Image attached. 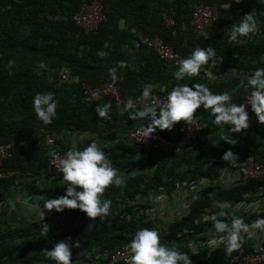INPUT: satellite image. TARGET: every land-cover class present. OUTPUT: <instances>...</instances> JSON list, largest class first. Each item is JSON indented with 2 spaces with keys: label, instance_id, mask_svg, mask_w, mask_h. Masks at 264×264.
<instances>
[{
  "label": "trees",
  "instance_id": "16d2710c",
  "mask_svg": "<svg viewBox=\"0 0 264 264\" xmlns=\"http://www.w3.org/2000/svg\"><path fill=\"white\" fill-rule=\"evenodd\" d=\"M89 1L0 0V144L15 143L10 159L0 167L1 172L11 173L10 177L0 179V201L4 204L11 192L19 188H25L42 200L65 194L62 174L56 173L49 164L45 145L48 135L56 137L58 149L66 152L69 147L62 134H91L105 142L102 150L118 171H124L133 163L134 151L125 142L128 130L146 127L147 119H129V112H121L124 106H117L113 100L85 99L83 84L100 86L113 82L127 98L141 96L146 83L155 86V95L165 97L177 83L189 86L201 83L214 93L231 90L233 102L240 103L244 91H249L241 86L244 75L264 68V0L233 2L228 10L222 7L227 0H104L101 26L86 31L77 26L72 17ZM201 3L214 7L222 15L207 37H196L190 27L192 6ZM252 12L257 13V35L250 34L242 44H230L226 31L243 15ZM167 17L173 19L172 26L167 24ZM132 29L152 38H162L182 58L197 47L212 46L216 50L215 65L212 67L213 62L209 61L204 68L214 72L218 79L209 81L202 70L198 76L176 81L174 72L178 68L170 67L146 46L136 44ZM100 51L107 55L99 56ZM10 60L14 61L12 65H9ZM120 61L126 62L127 67L119 68ZM41 63L44 67H40ZM114 67L117 68L116 81L109 75ZM64 70L78 77L80 82H59L58 75ZM233 70L236 76L231 79L221 76ZM161 88L166 90L161 92ZM45 91L52 92L58 103L57 115L47 126L37 120L32 107L34 95ZM105 103L111 104L110 120L98 118L95 112L97 105ZM248 112L249 129L233 134L228 126L214 125L208 111L198 109L194 116L202 118L206 130L215 131L211 140L184 141L177 132L181 123L170 131L157 130L176 141L179 151L159 154L152 148L139 147L141 152L152 154L157 164L151 171L129 176L122 187L109 186L105 190L102 199L112 201L110 215L92 219L79 212L70 219H45L48 234L41 231V219L18 227H3L0 230V264H52L41 255L42 251L51 250L56 243L69 238L72 242H80V248L72 249L73 264H99L101 256L128 244L135 231L145 227H159L162 243L188 253L193 264L222 262L233 252L213 251L204 246L192 250L198 243L214 238L211 222L196 221L214 205L244 203L249 201L245 195L253 196L264 189V181L247 184L240 179L227 184L219 179L223 168L231 167L235 169L233 174L238 173L239 168L232 159H223L226 151L264 161V125L258 123L250 108ZM221 131L231 133L236 144L219 140L221 137L216 132ZM114 136L119 137L118 141L111 140ZM258 137L260 142H257ZM203 178L209 180L206 182ZM41 179L50 180L54 185L38 186ZM183 181L195 186V190L182 216L171 223L169 220L166 227L161 215L144 212L151 205L144 203L142 198L151 194L169 198L174 192L178 196V191L182 190L179 183ZM252 196L250 199L254 198ZM160 200L168 201L165 197ZM156 202L162 201L157 199ZM234 215L251 224L258 217H264V212L250 217L242 213Z\"/></svg>",
  "mask_w": 264,
  "mask_h": 264
},
{
  "label": "clouds",
  "instance_id": "9594fccd",
  "mask_svg": "<svg viewBox=\"0 0 264 264\" xmlns=\"http://www.w3.org/2000/svg\"><path fill=\"white\" fill-rule=\"evenodd\" d=\"M233 2L239 4L241 0H227L222 4L223 9L232 8ZM257 13L252 12L243 15L237 23H233L226 31L227 40L230 44L239 45L244 42L250 34L257 31ZM107 47V45H105ZM99 56L104 57L107 53L100 51ZM216 50L212 46L207 48L197 47L186 58L179 60L178 69L174 72L176 81L198 76L204 70V76L209 81H215L218 77L212 71L204 68L212 61L215 64ZM14 61H9L12 65ZM40 67H44L41 63ZM119 68L127 67L124 61L118 62ZM232 72H235L233 70ZM109 75L113 81L117 80V68H111ZM222 76V75H221ZM241 86L248 89L247 104L233 102V92L226 90L219 93L212 92L206 84L195 83L192 86L186 83H177L166 98L161 100L154 94V85L146 83L142 86L140 99L142 107L135 108L132 101L125 103L121 112H129V119H147V126L143 129V136L149 139L157 130H172L177 124L184 122L191 126L194 113L198 109L208 111L213 117V124L223 128L229 127L233 134L242 133L250 127L248 108L254 113L260 125H264V68H256L249 74H245ZM166 89L161 88L164 92ZM32 107L37 120L44 125H51L57 115L58 103L52 92H38L32 98ZM111 104L97 105L95 112L98 118L110 120ZM219 140L229 145H235L233 135H222ZM244 140V138H243ZM260 142V138H257ZM79 143L73 142L72 146L59 158V171L62 174L64 189L66 192L56 198H46L43 209L39 208L40 219L43 221L41 231L48 234L49 226L44 223L45 212L55 210L63 213L66 209H79L89 218H105L110 215L112 201L102 199L109 186L122 187L125 179L118 174L113 166L112 160L95 140L87 143L81 150ZM56 156L53 151L50 153ZM236 154L229 150L223 155L225 161L234 159ZM220 209H226L227 203L218 205ZM224 211L212 215H203L197 223L211 222L214 238L211 243L224 245L227 253L239 249L244 240V234L253 236L257 231L264 232V217H258L251 224L246 223L243 217L232 215L230 219L225 217ZM80 248L79 240L72 242L61 240L51 250L44 249L43 257L52 264H73L72 249ZM128 256L126 264H193L190 255L170 247L161 241V234L155 227L140 228L135 231L131 241L127 244Z\"/></svg>",
  "mask_w": 264,
  "mask_h": 264
},
{
  "label": "built area",
  "instance_id": "2783aa9c",
  "mask_svg": "<svg viewBox=\"0 0 264 264\" xmlns=\"http://www.w3.org/2000/svg\"><path fill=\"white\" fill-rule=\"evenodd\" d=\"M104 0H90L88 3L84 4L79 11H77L72 19L77 26L85 29L86 31H92L99 28L104 20ZM222 18L221 13L207 4H194L192 6V16L190 21V27L196 37H207L215 23H217ZM167 24L172 26L174 21L171 17L166 18ZM132 33L137 38L136 44L144 45L151 49L162 61L166 62L170 67L178 68L179 60L183 59L182 56L175 51V49L170 46L165 40L160 37H150L142 33L136 32L132 29ZM257 35V33H253ZM252 35V36H253ZM254 37V36H253ZM215 64L212 63V67ZM230 70V69H228ZM236 76L235 72L227 71L222 75L224 78H229ZM238 77V76H237ZM58 80L62 84H70L72 82L79 83L80 79L78 77H72L68 70L61 71L58 75ZM82 90L85 99L88 100H113L117 106H124L125 103L132 101L134 104V109L142 107L143 102L140 99L141 96H129L124 98L121 89L118 85L113 82H106L100 86H94L90 84H83ZM249 91H244L241 102L242 104H247V96ZM157 96V95H156ZM161 100L165 99V96H158ZM145 126H140L137 128H130L128 130V139L130 142L137 147H145L147 149H154L159 154L164 152H178L177 142L170 140L162 136L159 132H155L152 136L146 140L143 136V129ZM207 127L200 116H193V121L191 126L181 122L177 127V132L180 134L181 139L184 141H193L198 138L205 140L213 139L215 132L212 130H206ZM219 137L222 135H229L227 131L216 132ZM119 137L114 136L111 140L118 141ZM243 141L246 142L244 139ZM15 143H5L0 144V167L5 161L10 159L12 155V150ZM45 145L47 154L49 156V164L56 173H60L59 169V158L64 155L58 149L57 138L48 135L45 138ZM55 152L56 156L50 155L51 152ZM239 169H237V174L235 178L236 181L240 179L244 183L252 182H262L264 181V161H259L253 156H236L232 159ZM223 161V160H222ZM11 173L1 172L0 179L10 177ZM224 181V180H223ZM222 181V182H223ZM235 183V182H233ZM252 195H245V199L249 200L242 203H227L228 207L226 209H220L218 205L213 208L206 210L207 215L216 214L219 211L227 210L229 214H226L224 218L230 219L233 214H246L248 217L260 215L264 212V189H261L257 194L255 193L253 199H250ZM252 196V197H253ZM144 203L148 202V196L142 198ZM43 209V202L39 203L37 211L41 216L39 208ZM4 208V203L0 201V214ZM45 219L52 221H59L60 219H70L73 218L77 213L81 212L79 209L68 210L66 209L63 213H57L55 210L51 212L44 210ZM148 215L157 214L156 211L152 212L151 208L146 209ZM166 226V224H165ZM168 226V225H167ZM160 230V228L158 227ZM216 238V237H214ZM205 240V243H198L197 246L192 249L193 251L199 250L202 246L204 248H210L213 251L225 249L222 243L212 244L211 241L214 239ZM127 244L114 250L110 254H104L99 260V264H123L126 263L128 250ZM264 262V232L257 231L255 235L248 236L244 234V240L239 249L233 251L232 254L228 255L222 262L218 264H262Z\"/></svg>",
  "mask_w": 264,
  "mask_h": 264
},
{
  "label": "crops",
  "instance_id": "0c3cea01",
  "mask_svg": "<svg viewBox=\"0 0 264 264\" xmlns=\"http://www.w3.org/2000/svg\"><path fill=\"white\" fill-rule=\"evenodd\" d=\"M62 138L64 143L69 148L72 146L74 141L76 143L81 144L78 145V147L81 150H83V148H85L87 146V143H90L91 140H95L101 148H103L105 145V142L103 140L91 134L82 133V132H68L62 134ZM125 142H127L130 149L134 151V153L131 156L133 163L129 166V168L125 169L124 171H118V174L122 175L124 179L127 180L129 176L135 174L136 172L143 173L145 171L147 172L148 170L151 171L154 169V167L157 164L156 163L157 159L153 157L152 154L141 152L139 147L132 144L129 139L126 140ZM234 170L235 169H232L231 167L223 168L219 179L221 181L224 180V183L233 184V182H236L237 180V178H235L236 174H233ZM46 180L47 179H41L37 185L38 186L54 185L52 181L50 180L46 181ZM204 180L207 182V180L209 179L205 178ZM185 182L186 181L179 183V188H181L182 190L178 191V196L176 192L172 193L169 196V198L166 197L165 195H157V194H151V196L150 195L148 196V203L151 205L150 208L152 209V212L156 211V209H159L160 213L158 215H161L163 217L164 223L167 225L169 224L168 223L169 220H171L170 221L171 223L175 220L176 217L182 216V214L186 211L185 205L187 204L190 195L195 190V186L193 185L188 186L189 182L186 183ZM163 197L167 198L168 201L164 202L163 200H160L163 199ZM157 199H159V201L162 202L157 203L156 202ZM42 201H43L42 198L32 195V193H30L25 188H19L18 190L14 189L11 192V195L8 198L7 203L4 204L3 212L0 215V230H2L3 227L4 228L18 227L20 224L26 225L29 221H33V220L39 222L40 216L36 206L39 203H42ZM154 202L156 204H154ZM215 206L216 205L212 207L214 210H215ZM225 213L229 214V211L225 210Z\"/></svg>",
  "mask_w": 264,
  "mask_h": 264
},
{
  "label": "rangeland",
  "instance_id": "374dc122",
  "mask_svg": "<svg viewBox=\"0 0 264 264\" xmlns=\"http://www.w3.org/2000/svg\"><path fill=\"white\" fill-rule=\"evenodd\" d=\"M140 161V160H139ZM146 172V171H145ZM160 210L159 209H157L156 210V212H157V214H159L160 212H159ZM167 214V213H166ZM171 221V220H170ZM166 226H167V224H166Z\"/></svg>",
  "mask_w": 264,
  "mask_h": 264
}]
</instances>
